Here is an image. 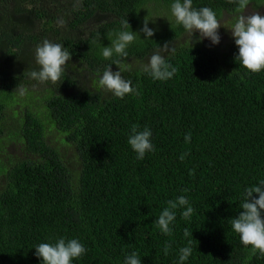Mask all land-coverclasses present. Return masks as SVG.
I'll return each mask as SVG.
<instances>
[{
    "label": "trees",
    "instance_id": "obj_1",
    "mask_svg": "<svg viewBox=\"0 0 264 264\" xmlns=\"http://www.w3.org/2000/svg\"><path fill=\"white\" fill-rule=\"evenodd\" d=\"M173 2L0 0V264H43L35 247L60 238L87 250L72 264H124L132 252L141 264H179L189 241L184 264H264L230 225L245 189L264 181V70L240 66L235 41L215 49L183 42L172 14L149 23L154 35L146 38L145 14L171 12ZM193 7H209L219 20L237 5L193 0ZM98 15L108 21L81 32ZM123 20L137 38L127 58L106 60L102 49ZM63 26L79 33L63 34ZM45 39L71 54L55 84L29 76ZM165 43L175 49L163 55L177 72L154 80L142 65ZM115 60L135 89L122 99L98 84L106 66L120 70ZM133 124L152 133L155 150L142 160L128 144ZM181 195L193 214L186 220L185 209L175 210L166 235L154 222Z\"/></svg>",
    "mask_w": 264,
    "mask_h": 264
},
{
    "label": "clouds",
    "instance_id": "obj_2",
    "mask_svg": "<svg viewBox=\"0 0 264 264\" xmlns=\"http://www.w3.org/2000/svg\"><path fill=\"white\" fill-rule=\"evenodd\" d=\"M230 3L237 5L235 12L238 13L235 23L230 29L235 44L239 49L236 60L240 66L252 73H258L264 70V15L258 11L245 14L249 5V0H229ZM171 14L175 18L177 25H181L185 31L191 35L199 32V40L209 39L212 44L220 42L218 29L221 26L216 13L209 7H193V0H174L170 6ZM62 23V22H61ZM149 20L144 19L143 27L140 29L146 38L154 35V30L148 27ZM121 28L116 38L111 41L109 46H104L102 56L104 59H111L113 54L118 57L127 58L126 49L137 38V33L128 31L130 25L127 20L121 21ZM131 29V28H130ZM173 47L169 48L168 43L159 47L148 58L147 63L142 65V71L148 73L154 80L166 81L171 79L177 72V69L166 61L163 53H174ZM71 60V54L59 43H53L47 39L42 44H38L35 49V61L39 65V70H33L29 73L31 79L41 83H57L63 72L64 66ZM113 64L119 67V71L113 72L111 65L106 66L102 76L99 78V87L112 93L117 98H123L127 94L135 91L132 87V81L126 80L122 76V67L120 60L113 61ZM21 95L24 94L23 88L19 89ZM152 133L145 127L139 130L138 126L133 124L128 135V144L137 153V159H143L146 152L154 151V146L150 141ZM185 143L191 141V133L185 135ZM188 153H183L180 160L183 161ZM190 175L194 170H190ZM184 191H187L185 189ZM258 194V199L253 194ZM242 211L231 219V229L239 234L240 242L244 246H251L253 251H259L264 254V181L258 186H251L245 189L243 201L240 205ZM179 208L185 209L181 216L183 219H189L194 209L189 204V200L181 195L175 200H169L167 207L163 209L158 219L154 222L155 226L164 234L171 235L170 224L176 218V211ZM186 237L192 236L188 229L184 230ZM182 247L179 250V264H184L192 253L190 246ZM170 243L163 247L165 255L169 253ZM36 256L42 258L43 264H72L74 259L80 258L86 253V248L77 239L65 240L60 238L55 244L40 243L36 247ZM124 264H141V259L136 252L127 255Z\"/></svg>",
    "mask_w": 264,
    "mask_h": 264
},
{
    "label": "rangeland",
    "instance_id": "obj_3",
    "mask_svg": "<svg viewBox=\"0 0 264 264\" xmlns=\"http://www.w3.org/2000/svg\"><path fill=\"white\" fill-rule=\"evenodd\" d=\"M65 7V3H63V6L60 7V8H64ZM259 12L261 15H264V2L260 3V4H256V3H251L248 5L247 9L245 10V14H250L252 12ZM50 14L54 15V16H58V18L60 17V13L59 12H56L55 10H52L50 12ZM166 14L169 18H170V14L171 12H169L167 9H162V8H158L156 10H151L149 11L148 13L145 14V17L144 19H148L149 20V23L155 22V27L159 24V20L161 18H163L164 15ZM238 13H225L222 15V17L219 19L220 23H221V26L220 28L218 29V34L220 36V42L218 44H212V42L207 39V38H204L203 40H199V32H195L192 37L190 34H188L187 32H185V34L182 36L181 40L183 42H191L193 44H199V45H204L206 47H210V48H224L225 46L229 45L231 42H234L235 39L232 37V34H231V30L228 29L231 27L232 24L235 23V19L237 17ZM104 21H108V17L106 18L105 16L103 15H98L96 16L93 20L90 21V23L87 25L86 28H84V30H82L81 32L85 31L88 32L90 30H94L97 28V26L99 24H101L102 22ZM61 23V22H60ZM148 23V24H149ZM149 28H153V26H150ZM61 32L63 34H73V35H76L77 31L75 30H72V28H70L69 26H63L61 28ZM147 63V61L145 62Z\"/></svg>",
    "mask_w": 264,
    "mask_h": 264
}]
</instances>
